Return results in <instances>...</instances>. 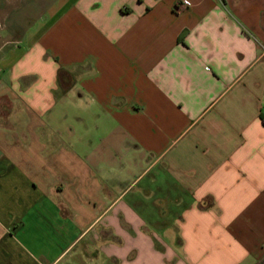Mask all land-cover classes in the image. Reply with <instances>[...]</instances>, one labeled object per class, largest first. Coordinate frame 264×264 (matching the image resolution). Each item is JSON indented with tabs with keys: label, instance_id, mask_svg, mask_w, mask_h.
Instances as JSON below:
<instances>
[{
	"label": "crops",
	"instance_id": "0c3cea01",
	"mask_svg": "<svg viewBox=\"0 0 264 264\" xmlns=\"http://www.w3.org/2000/svg\"><path fill=\"white\" fill-rule=\"evenodd\" d=\"M184 1L0 25V264H264V0Z\"/></svg>",
	"mask_w": 264,
	"mask_h": 264
},
{
	"label": "rangeland",
	"instance_id": "374dc122",
	"mask_svg": "<svg viewBox=\"0 0 264 264\" xmlns=\"http://www.w3.org/2000/svg\"><path fill=\"white\" fill-rule=\"evenodd\" d=\"M58 0H0V25L21 33ZM11 34V33H10Z\"/></svg>",
	"mask_w": 264,
	"mask_h": 264
},
{
	"label": "built area",
	"instance_id": "2783aa9c",
	"mask_svg": "<svg viewBox=\"0 0 264 264\" xmlns=\"http://www.w3.org/2000/svg\"><path fill=\"white\" fill-rule=\"evenodd\" d=\"M184 4H185V5H190V2L185 0V1H184Z\"/></svg>",
	"mask_w": 264,
	"mask_h": 264
},
{
	"label": "trees",
	"instance_id": "16d2710c",
	"mask_svg": "<svg viewBox=\"0 0 264 264\" xmlns=\"http://www.w3.org/2000/svg\"><path fill=\"white\" fill-rule=\"evenodd\" d=\"M261 118L264 121V113L261 114Z\"/></svg>",
	"mask_w": 264,
	"mask_h": 264
}]
</instances>
